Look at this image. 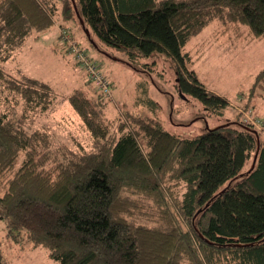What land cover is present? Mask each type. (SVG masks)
I'll use <instances>...</instances> for the list:
<instances>
[{"label":"trees","instance_id":"obj_1","mask_svg":"<svg viewBox=\"0 0 264 264\" xmlns=\"http://www.w3.org/2000/svg\"><path fill=\"white\" fill-rule=\"evenodd\" d=\"M69 20L96 49L122 52L149 75L153 62L142 61L168 58L179 98L217 117L230 102L197 78L184 46L214 20L236 37L264 38V0H0L4 236L43 247L56 264H264V136L253 125L231 122L181 138L151 115L109 117L106 94L87 81L66 100L90 144L70 148L49 128L32 126L57 96L47 82L1 64L56 23L78 62L62 26ZM252 87L264 92V68ZM137 90L135 104L157 112L148 90ZM0 264H8L1 241Z\"/></svg>","mask_w":264,"mask_h":264},{"label":"rangeland","instance_id":"obj_2","mask_svg":"<svg viewBox=\"0 0 264 264\" xmlns=\"http://www.w3.org/2000/svg\"><path fill=\"white\" fill-rule=\"evenodd\" d=\"M57 25L43 32H33L11 60L1 65L7 73L37 78L51 86L57 96L56 103L46 114H37L32 126L49 128L54 141L72 148L77 141L86 145L91 140L66 97L75 89L85 88L87 81L90 84L93 82L83 69L84 61H74L71 52L63 47ZM62 26L72 39L71 44H77L89 61L98 65L97 71L111 86L106 95L109 117L123 112L151 115L157 117L166 131L181 138H192L207 128L231 122L253 125L264 136L261 130L264 92L252 87L255 75L264 68V38L248 41L245 31L236 37L214 20L185 44L183 51L192 57L191 68L197 78L207 90L230 102L224 114L215 117L205 112L196 100L179 98L174 87L173 63L163 55L142 61L149 65L153 62L154 72L149 75L146 70H140L141 67L135 69L129 65L122 52L100 45L96 49L93 42L86 38L83 28L73 20L64 22ZM138 85L146 88L158 104L159 110L154 114L143 105L135 104L136 98L141 96ZM4 234L0 228L2 251L8 264H56L43 247L14 244Z\"/></svg>","mask_w":264,"mask_h":264},{"label":"built area","instance_id":"obj_3","mask_svg":"<svg viewBox=\"0 0 264 264\" xmlns=\"http://www.w3.org/2000/svg\"><path fill=\"white\" fill-rule=\"evenodd\" d=\"M71 49L76 53V58L79 60L84 61V69L87 72V75L89 76L90 81L93 82V85L95 88L102 94H108L109 93V83L107 80L102 77L100 72L97 71V67L93 64H88V62L85 59V54L78 51L74 46L71 47Z\"/></svg>","mask_w":264,"mask_h":264},{"label":"water","instance_id":"obj_4","mask_svg":"<svg viewBox=\"0 0 264 264\" xmlns=\"http://www.w3.org/2000/svg\"><path fill=\"white\" fill-rule=\"evenodd\" d=\"M80 23H81V25H82V22H81V20H80ZM85 34H86V36L88 37V31L85 29ZM208 129V128H207ZM253 166V165H252Z\"/></svg>","mask_w":264,"mask_h":264}]
</instances>
